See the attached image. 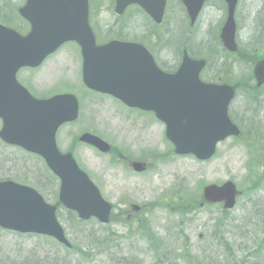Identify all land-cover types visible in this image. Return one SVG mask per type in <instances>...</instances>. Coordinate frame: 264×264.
I'll return each mask as SVG.
<instances>
[{
	"label": "rangeland",
	"instance_id": "rangeland-1",
	"mask_svg": "<svg viewBox=\"0 0 264 264\" xmlns=\"http://www.w3.org/2000/svg\"><path fill=\"white\" fill-rule=\"evenodd\" d=\"M170 1L172 6H169ZM262 1L240 0L242 14L251 18L256 11V17ZM168 2L164 16L167 23L165 21L163 25L165 28L171 26L167 29L171 42L163 38L157 40L159 62H163L165 71L174 72L179 63V51L191 47L196 40L191 48L198 56L191 52L192 56H202L209 62L202 79L212 80L222 76L223 71H229L252 87L249 77L256 49L245 48L244 40L239 38L243 46V50H239L242 56L236 54L227 58L220 41L215 42L219 48L213 42L219 30L216 26L223 23L220 21L223 15L218 11L219 1L215 2V10L210 5L204 8L195 32L187 33L184 41L183 21L179 23L178 16L185 21L186 18L179 0ZM178 7L181 15L175 18ZM126 15L124 21L121 18L119 21L123 22L119 23L122 37L144 36L148 27L144 15L134 7L129 8ZM90 18L102 39L116 36L110 28L117 19L110 0L93 1ZM177 24L178 29L172 36L170 31ZM208 26L215 27L207 29ZM257 31L259 38L263 31ZM248 39L245 37V41ZM182 41V47L176 48L175 45ZM63 48L52 56L57 63L66 56V51L73 53L67 54L70 57L78 54L71 43ZM75 56L68 60L67 66L57 64L64 67L63 72L56 71L54 67L57 65H46L35 72H20L18 79H22L38 98L59 93V89L66 92L69 88L79 98L78 120L60 128L56 135L60 152L71 149L73 137L86 131L120 152L114 163L111 155H99L84 146L73 147L81 169L88 173L104 200L114 206L115 213L120 211V216L103 226L95 219L80 222L75 214L60 208L58 221L73 247L71 250L44 236L21 235L0 229V264H264V180H257L258 174L264 173V141L242 131L252 129L257 137L264 138V126L252 120L264 124V108L247 112L249 103L245 102V97H238L237 101L244 105L252 120L251 125L245 124L238 106L229 110L235 124L242 129L240 140L230 138L221 142L215 156L207 162H199L192 156H176L164 136L163 124L153 116L135 115L111 98L78 90L80 70L74 69ZM241 92L246 97L251 95L246 89ZM122 156L126 159L143 157L149 168L136 174L123 162ZM3 180L33 188L49 204L56 202L59 184L42 160L0 142V181ZM227 181L234 183L241 192L233 209L224 211L222 205L201 206L203 187L220 186ZM196 193L199 195L197 200L189 199H194ZM131 205L144 207L138 214L131 210ZM137 217L147 222L143 230H136L135 224L132 227L125 224L133 223ZM106 232L111 233L112 243L106 238Z\"/></svg>",
	"mask_w": 264,
	"mask_h": 264
},
{
	"label": "water",
	"instance_id": "water-1",
	"mask_svg": "<svg viewBox=\"0 0 264 264\" xmlns=\"http://www.w3.org/2000/svg\"><path fill=\"white\" fill-rule=\"evenodd\" d=\"M181 1L193 23L204 0ZM140 3L155 17L161 15L165 0H116L115 12L121 14L127 5L142 6ZM234 3L235 0H231V5ZM28 4L34 8L30 17L20 12L31 23L28 36L21 38L0 28V62L8 70L10 79L19 68L35 67L63 43L76 41L84 60L83 79L87 87L109 94L129 108L153 112L165 124V136L173 145L175 155H193L199 161H207L214 155L217 143L230 136H240L226 113L233 92L226 87L200 83L198 75L204 62L192 61L184 55L178 71L166 75L156 68L149 56L139 63L132 58L121 61L117 53L136 52L130 49L133 45L111 42L102 50L116 53L115 57L110 63L99 66L93 56L98 49L88 27L87 0H28ZM232 36L233 22L229 17L221 33L229 50H233ZM254 74L260 85L264 81V63L256 65ZM13 90L15 95H7L6 104L0 100V117L4 119L0 138L44 159L61 181L60 201L66 208L76 211L80 219L96 217L107 223L110 206L100 198L72 156L61 155L55 144L57 129L77 118L76 99L63 95L37 101L17 85ZM11 105L16 111L7 115L4 109ZM79 141L101 153L110 151L109 145L90 134H83ZM132 168L136 172L144 171L139 163H133ZM239 194L235 186L227 182L220 187H206L203 198L210 204L223 203L224 209L230 210ZM0 228L48 235L68 246L56 222L55 208L46 205L32 189L10 182L0 183Z\"/></svg>",
	"mask_w": 264,
	"mask_h": 264
},
{
	"label": "flooded vegetation",
	"instance_id": "flooded-vegetation-1",
	"mask_svg": "<svg viewBox=\"0 0 264 264\" xmlns=\"http://www.w3.org/2000/svg\"><path fill=\"white\" fill-rule=\"evenodd\" d=\"M20 3H21V1H20ZM210 3L211 4H206V6L210 5V7L215 10L214 5H216V3L214 1H212ZM23 5H24V3L21 6H23ZM218 6H219V9L217 8L218 11L220 13H222V15H223V18L220 21H223V23H224L228 17V7L225 6V4L221 3V2H218ZM242 9H243V5H242V3H240V0H236V6L234 9V25H235V31H236L235 32V42L237 45V52L242 53L239 50L240 49L243 50L242 43L239 40V38H241L244 40L245 48H252L253 47L256 49V51H254V53L257 56V62L262 61V60H264V18H260V17L264 16V0L262 1L261 5H260V9L256 13V17H254L256 11L253 13L251 18H249V17H246L242 14ZM212 27L213 26H208V29H210ZM244 29H245V31L242 32ZM257 29H260L261 31H263L259 34L260 40L258 38ZM220 30H219V32H220ZM247 36H249V39L247 38ZM245 37H246V39H248L247 41H245ZM255 43H259V44L255 45ZM143 46H145V45H143ZM144 48H146V50H148L150 52V49L147 46H145ZM64 53L66 54V52H64ZM155 53H156V56L159 58V53H158L157 49L155 50ZM140 56L141 55H136V57H140ZM62 59H63L64 65L67 66L69 56H64ZM75 60H76L75 61L76 64H78V69L80 70L82 62H81V58H80L79 53L77 54V56H75ZM38 69H40V68H38ZM38 69H36V70H38ZM232 73L233 72L224 71V74H226L225 77H222V76L214 77L213 81L217 82V84L227 85V86L231 87L235 93L234 98H236V96H238L240 98L245 97L246 101L245 100L244 101L249 103V105H250L247 108V112L254 111V110H260V109L264 108V84L261 87L256 86L255 91H253L251 87L245 86V88H247L248 90L251 91L250 92L251 95L249 97L248 96L246 97L241 91L239 92V87H241L242 85H240L239 81H236L237 78L235 76H232L233 75ZM251 75H252V72H251ZM242 89H243V86H242L241 90ZM66 93H69V91H66ZM254 93L255 94L257 93V95H254ZM54 95H56V94H54ZM41 98L46 99L47 97L44 96ZM241 104L242 103L238 102L236 99L233 102L232 106L233 107L234 106L240 107V109H241L240 111L243 113L244 118H245V124L251 125L250 124L251 121L255 120L258 124H260L261 126H264V124H262V121H257L256 119L251 120V118L247 115V113L245 111L244 105L243 104L241 105ZM262 118H264V117H262ZM262 118H259L258 120H260ZM247 130H249L250 132L253 131L252 129H247ZM122 160H123V162H125L126 165H128L130 163V161H132V160L126 159V158H123ZM138 161H140V162L143 161V163H145L149 167L148 163L144 160V158H142V160L138 159Z\"/></svg>",
	"mask_w": 264,
	"mask_h": 264
},
{
	"label": "trees",
	"instance_id": "trees-1",
	"mask_svg": "<svg viewBox=\"0 0 264 264\" xmlns=\"http://www.w3.org/2000/svg\"><path fill=\"white\" fill-rule=\"evenodd\" d=\"M258 175L260 176L257 177V180H260V179L264 180V173H259Z\"/></svg>",
	"mask_w": 264,
	"mask_h": 264
}]
</instances>
